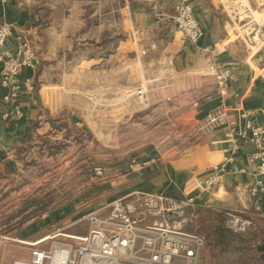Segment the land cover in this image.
<instances>
[{"label": "crops", "instance_id": "1", "mask_svg": "<svg viewBox=\"0 0 264 264\" xmlns=\"http://www.w3.org/2000/svg\"><path fill=\"white\" fill-rule=\"evenodd\" d=\"M175 3L176 0H0V23L9 22L13 30L6 46L13 49L16 37L26 36L43 61L38 69H25L21 74L22 79L31 77L33 82V89H25L19 97L22 119L5 118L12 116V109L3 101L9 89L0 83V127L7 128L8 139L24 135L15 140V147H7L0 134V195L6 196L13 186L17 188L20 177L35 174L30 177L35 183L22 180L18 186L19 194L25 190L29 204L21 214L24 222L10 232L0 231L7 235L0 237L3 264L30 259L29 246L16 239L36 240L57 228L79 233L68 229L72 223L63 221L69 214L67 206L37 216V184L46 181L45 193L49 194L40 197L45 202L81 203V194L64 191L81 188V182L86 180L81 171L101 158L103 135L111 138L115 130L105 133L104 125H116L121 117L143 125L152 121L177 127L162 138L156 164L128 175L124 193L162 192L175 199L196 194L195 208L201 210L204 235L216 225L225 226L227 212L253 221L247 231L228 234L225 245L229 252L222 249L224 243L212 247L207 238L203 263L241 258L245 251L234 246L236 242H231L229 236L240 237L243 247L264 242V193H250L252 174L230 172L225 183L211 193L193 187V181L209 173L223 157L226 126L201 127L211 111L222 108L229 121L239 124L246 115L256 124L264 123V45L253 52L229 40L231 20L221 0H192L203 28L202 37L193 43L174 23ZM65 59L78 61L74 72L93 73L95 93L108 92L109 104L98 102L100 107L109 108L108 114L115 110L124 114L102 117L99 108L91 118L81 115L80 105L66 112L72 108L69 99L54 94L70 85L55 79L70 71L58 64ZM215 59L229 64L234 73L226 95L217 94L210 73ZM43 85L51 90L49 97L43 96ZM138 87L148 90L147 104L138 100ZM86 134L91 139L87 143L98 149L92 155L81 147ZM255 151L254 144L245 143L235 156V164L247 166L248 156ZM88 179L96 182L90 176ZM100 184L93 188L95 198ZM57 239L66 240L60 235Z\"/></svg>", "mask_w": 264, "mask_h": 264}, {"label": "built area", "instance_id": "2", "mask_svg": "<svg viewBox=\"0 0 264 264\" xmlns=\"http://www.w3.org/2000/svg\"><path fill=\"white\" fill-rule=\"evenodd\" d=\"M9 2L11 0H1ZM231 20L229 40L258 52L264 45V0H221ZM174 23L193 43L203 35L195 16L192 0H176ZM13 35L9 22L0 23V83L9 89L3 101L12 109L6 119L20 120L24 113L19 101L25 89H33L31 77L21 78L25 69L36 70L41 57L30 40L16 37L13 49L6 46ZM216 92L226 95L234 76L232 68L218 59L212 61ZM142 104L148 102V90L135 91ZM198 103H195L197 105ZM226 126L223 157L211 171L193 181V187L211 193L225 183L230 172L250 173L252 195L264 193V123H254L248 115L244 122L229 121L222 108L211 111L201 127L213 129ZM250 142L257 151L250 153L247 166L235 164L241 147ZM96 171L100 173L97 168ZM197 197L188 193L182 199L161 193L132 192L113 199L106 208L93 210L81 220L88 222L85 233H71L57 228L36 240L16 239L30 248L29 261L16 264H204L206 237L191 222L197 216ZM253 221L242 215L227 212L226 226L241 233L251 228ZM66 240L57 239L58 236ZM1 238L7 235L0 233ZM49 242L48 246L44 243ZM1 254V253H0ZM0 264H3L0 258Z\"/></svg>", "mask_w": 264, "mask_h": 264}, {"label": "rangeland", "instance_id": "3", "mask_svg": "<svg viewBox=\"0 0 264 264\" xmlns=\"http://www.w3.org/2000/svg\"><path fill=\"white\" fill-rule=\"evenodd\" d=\"M42 63L43 61H41L40 66ZM58 64L61 68L70 70L67 75H58L55 77L58 83H70L69 86H64L65 88L64 90H61L62 92H54L59 98L61 97V94H63L65 98L67 97L69 99L72 108L65 109L66 112L77 110V107H79L78 105H80L81 115H89L91 118L97 113H95V111L99 108L102 110V117L107 115V118H109L110 115L117 116L124 114L123 112H116V110L112 114H108L109 108L103 106L100 107L98 102L106 106L109 104L110 97L108 92L104 93L103 91L101 95L99 92H94L92 86L93 73L88 71L80 74L74 72L73 69H76L79 65L78 61H74V59H65ZM83 67L84 65H82V68ZM42 92L45 97H49L52 94L51 90L45 85H43ZM134 121L136 120L121 117L116 125H111L108 122L104 125V130H106L105 133H109L111 128L115 130H113L111 138L103 135L101 140V158L96 160L94 166L92 165L91 167L84 168L81 171V173L86 176V180L81 182V188H71L69 192L64 191V194H81V203L61 205L58 203L53 204L51 202H45V200L42 199L46 194H49V192L45 193L47 187L46 181L37 184L38 186L35 193H38L37 195L40 199L37 204V216H41V214L53 208L67 206L69 214L67 219H64L63 221L70 224L72 223L68 229L79 233H85L89 226L86 220H81L84 215L93 210L106 208L113 199L126 195L127 192L124 193L123 191L128 188V175L141 172L147 169L150 165L156 164L161 156L162 145L164 142L162 138L167 135V132L170 130L173 131L174 129H177L173 124L159 125L158 123H153L151 121L149 124L147 123L143 125ZM88 136L90 135L86 134V142L81 140V147L83 145L85 153H90L92 155L93 151H97L98 149L94 148L92 143H87L91 140ZM97 168L100 173L96 171ZM34 175L35 174L33 173L27 174L25 177H20L18 179L19 182L17 183V188H14L13 186L11 192L7 193L6 196L0 195V231L10 232L24 222L23 220L25 218L21 217V214L28 210L29 204H27V199L25 198V190L19 194L18 192H20V189H18V186H20L22 180L32 181L30 177ZM89 176L94 178L96 182L94 183V181H90L88 179ZM32 182L35 183L34 180ZM99 183H101V190L96 191L95 198L93 188ZM23 185L24 183H22V186ZM32 189H34V187H32ZM57 193L59 194V192ZM149 193H161L166 195L162 192ZM41 196H43V198H40ZM201 225L202 224L198 219H193L191 222V226L202 233ZM239 239L240 237H233V235L229 236L231 242H236L234 243V246L238 245L242 248L241 251L243 252V246ZM261 244L262 242L259 241L256 242L254 246L245 247L244 254H240L241 258L238 260L237 258L234 259L233 257L235 255H233L231 256L233 258L232 260L217 259L204 264H264L262 252L258 250V246Z\"/></svg>", "mask_w": 264, "mask_h": 264}, {"label": "trees", "instance_id": "4", "mask_svg": "<svg viewBox=\"0 0 264 264\" xmlns=\"http://www.w3.org/2000/svg\"><path fill=\"white\" fill-rule=\"evenodd\" d=\"M197 212L199 214L198 220L200 221L201 210H197ZM223 219H224L223 222L225 223L226 222V219H227V215L226 216L224 215V218ZM229 233H235V234H237V232H234L233 230L229 229L226 226V224H225V226H223V225H216V227L214 229H211V231L208 232L207 235H204V236L206 237V240H207V238L209 239V245H211L212 247H217L219 245L221 246L222 243H224L222 249L224 251H228L229 252L230 250L225 245V242H226V239H227ZM241 249H239V250H241ZM245 249L246 248L243 247V250L244 251H245Z\"/></svg>", "mask_w": 264, "mask_h": 264}, {"label": "water", "instance_id": "5", "mask_svg": "<svg viewBox=\"0 0 264 264\" xmlns=\"http://www.w3.org/2000/svg\"><path fill=\"white\" fill-rule=\"evenodd\" d=\"M1 134V142L7 147H15V140L21 139L24 135H14L10 139L7 138V128L0 127ZM258 250L262 252V256L264 257V242L258 246Z\"/></svg>", "mask_w": 264, "mask_h": 264}]
</instances>
